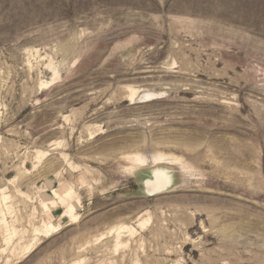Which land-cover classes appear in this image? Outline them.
I'll return each instance as SVG.
<instances>
[{"label":"rangeland","instance_id":"1","mask_svg":"<svg viewBox=\"0 0 264 264\" xmlns=\"http://www.w3.org/2000/svg\"><path fill=\"white\" fill-rule=\"evenodd\" d=\"M0 264H264V0H0Z\"/></svg>","mask_w":264,"mask_h":264},{"label":"bare ground","instance_id":"2","mask_svg":"<svg viewBox=\"0 0 264 264\" xmlns=\"http://www.w3.org/2000/svg\"><path fill=\"white\" fill-rule=\"evenodd\" d=\"M171 184V173L168 170L160 167L153 169L152 177L146 179L144 182V186L146 185L145 191L149 195L161 193L165 191ZM59 198L63 207L65 208V212L63 214L71 220V223L77 221L79 214L77 212L75 196L72 191H67L65 194L59 195Z\"/></svg>","mask_w":264,"mask_h":264},{"label":"water","instance_id":"3","mask_svg":"<svg viewBox=\"0 0 264 264\" xmlns=\"http://www.w3.org/2000/svg\"><path fill=\"white\" fill-rule=\"evenodd\" d=\"M146 186V185H145Z\"/></svg>","mask_w":264,"mask_h":264}]
</instances>
